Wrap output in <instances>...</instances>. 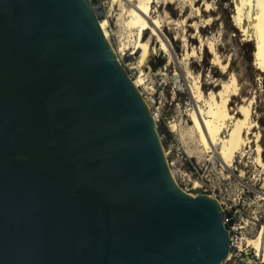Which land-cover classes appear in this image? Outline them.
Returning <instances> with one entry per match:
<instances>
[{
    "label": "water",
    "instance_id": "obj_1",
    "mask_svg": "<svg viewBox=\"0 0 264 264\" xmlns=\"http://www.w3.org/2000/svg\"><path fill=\"white\" fill-rule=\"evenodd\" d=\"M98 0H0V264H225Z\"/></svg>",
    "mask_w": 264,
    "mask_h": 264
},
{
    "label": "rangeland",
    "instance_id": "obj_2",
    "mask_svg": "<svg viewBox=\"0 0 264 264\" xmlns=\"http://www.w3.org/2000/svg\"><path fill=\"white\" fill-rule=\"evenodd\" d=\"M126 2L128 0H98L96 4L101 6L106 18L105 33L119 53L117 59L133 81L143 78L145 83L139 90L150 108L160 114L159 130L173 176L187 193L217 195L224 206L240 209L242 214L257 219L251 239L255 238L264 228V200L261 199L264 197V169L256 162L254 139L257 133L261 134L260 146L264 151V78L260 80L256 71L255 33L244 37L240 31L234 20V0H154L143 32V39L151 42L152 55L148 63L139 68V53L130 56L136 51L138 32L134 30L131 35L125 25L128 20ZM206 5L210 6L209 11ZM122 43L126 45L123 48ZM210 43L216 47L223 65L228 67L227 72L212 64ZM124 49H127L126 55H123ZM187 52L196 55L185 60ZM184 70L200 77L207 98L211 92L218 93L231 74L235 75L240 95L233 98L231 109L242 105L244 99L255 101L253 118L257 127L249 136L251 148L246 150V157L236 155L231 169H223L218 158L211 160V154L199 144L189 118L194 107L191 93L176 82L177 72L182 84L185 83ZM262 156L264 160V152Z\"/></svg>",
    "mask_w": 264,
    "mask_h": 264
},
{
    "label": "bare ground",
    "instance_id": "obj_3",
    "mask_svg": "<svg viewBox=\"0 0 264 264\" xmlns=\"http://www.w3.org/2000/svg\"><path fill=\"white\" fill-rule=\"evenodd\" d=\"M153 2L154 0H128L125 3V12L128 17L125 25L131 35L134 30L138 32V40H136L134 48V51H136L130 56L139 53V68L145 66L152 55L151 42L143 39V32L149 21ZM234 4L236 9L234 20L244 37H251L254 33L256 35L255 66L256 71L259 72V79L262 80L264 78V0H234ZM206 10H210L209 5H206ZM105 22L106 18H104V24ZM183 23L185 24V22ZM104 32H106L105 29ZM105 35L110 41L107 33ZM161 41L164 40L161 38ZM123 46L126 45L122 43V48ZM114 51L118 58L119 53L115 49ZM208 51L212 58V64L224 73L227 72L228 67L223 65L221 56L213 43L208 45ZM123 55H126V51L123 52ZM195 55V52H192V54L187 52L185 60ZM200 57L202 58L201 55ZM184 73L186 74L184 76L185 83L182 84L181 76L177 72L175 73L176 82L181 84L183 88L186 86L191 93L194 107L189 118L198 136L199 144L207 153L211 154V160L218 158L223 169H231L234 166L236 155L241 154L246 157V150L251 148L250 144L252 142L249 136L252 130L257 127L253 118V104H255V101L254 99H244L242 105H239L236 109L230 108L233 98L240 95L238 93V80L233 74L230 75L227 82L221 84L218 93L211 92L207 98L203 93L200 77L194 76L190 70H184ZM134 82L137 88L143 87L145 83L143 78H139ZM225 132L227 133L226 137H224ZM254 139L257 144L255 149L256 162L261 169H264L262 156L264 151L260 146L261 134L257 133ZM198 187L196 183V188ZM261 199L264 200V197ZM248 241L264 264V228L259 231L255 238H250Z\"/></svg>",
    "mask_w": 264,
    "mask_h": 264
},
{
    "label": "built area",
    "instance_id": "obj_4",
    "mask_svg": "<svg viewBox=\"0 0 264 264\" xmlns=\"http://www.w3.org/2000/svg\"><path fill=\"white\" fill-rule=\"evenodd\" d=\"M151 111L154 114L157 129H159L160 114L153 111V109H151ZM212 197L218 200L217 195ZM219 203L223 208V214H231L230 218L226 217L223 220V224L229 225L230 242V253L225 264H263L261 257L258 256L257 252L252 248L248 241L253 236L252 233L258 222L257 219L242 214L240 209L233 210L232 208H228L221 204L220 201Z\"/></svg>",
    "mask_w": 264,
    "mask_h": 264
}]
</instances>
